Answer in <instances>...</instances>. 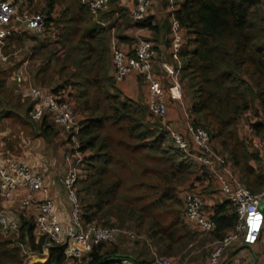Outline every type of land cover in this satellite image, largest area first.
Wrapping results in <instances>:
<instances>
[{"label":"trees","instance_id":"16d2710c","mask_svg":"<svg viewBox=\"0 0 264 264\" xmlns=\"http://www.w3.org/2000/svg\"><path fill=\"white\" fill-rule=\"evenodd\" d=\"M26 1L32 12L48 16L45 37L29 35L35 43L29 51L35 66L34 85L55 94L67 92L65 98L76 101L75 112L79 107L84 114L79 141L85 159L77 185L83 220L133 230L149 239L161 256H179L195 235L188 229L178 189L191 181L195 168L197 181L212 178L178 148L143 98H128L117 87L111 40L115 37L119 44L135 43L117 28L121 20L130 24L131 15L119 5L120 0H109L108 9L96 15L83 0H38L36 10L32 8L34 0ZM159 1L166 11L169 1ZM175 8L174 16L185 30L180 81L187 89H194L190 100L193 124L205 130L214 148L228 156L242 183L253 193L261 192L264 166L252 143L241 137L240 121L251 114L247 122L257 139L264 138L259 121L264 119V0H183L176 2ZM164 17L156 24L152 16L141 24L132 21L136 27L151 31L158 56H163L159 45L171 47V16ZM21 37L12 32L9 38L20 43ZM8 77L9 71L0 67V124L16 120L30 124L39 136L51 138L57 131L52 117L45 114L38 122L32 120L34 103L15 96L6 86ZM140 81L145 83L143 77ZM187 97L189 91L185 100ZM237 220L229 201L216 204V229L209 234L214 243L232 233ZM21 222L18 234H0V264H24L18 243L42 253L44 239L36 242L34 222L26 217ZM121 239L130 245L137 242ZM118 240L99 245L92 253L93 261L80 264H122L124 259L116 255L130 256L139 264L155 263V258L147 260L141 251L136 255L121 252ZM136 245L142 249L138 242ZM36 264H68L64 248H51L48 260Z\"/></svg>","mask_w":264,"mask_h":264},{"label":"built area","instance_id":"2783aa9c","mask_svg":"<svg viewBox=\"0 0 264 264\" xmlns=\"http://www.w3.org/2000/svg\"><path fill=\"white\" fill-rule=\"evenodd\" d=\"M93 14L107 10L109 0H83ZM131 8V17L135 24H141L148 17L149 0H135ZM170 13L172 62H164L162 70L167 76L168 85H164L154 69L157 53L154 44L144 38H137L133 47L135 56L125 51L118 40H111L113 76L118 84L124 83L130 76L137 75L145 79L147 84L146 105L150 113L161 120L162 126L169 130L178 148L187 153L193 161L204 168L214 183L219 186L222 197L235 208L238 216L235 230L221 242L214 243L209 255L208 264H220L223 253L235 242L249 246L257 244L264 232V190L251 192L241 181L240 174L228 160L226 154L220 153L211 143L209 134L196 128L193 115L186 109L185 131L175 128L167 120L169 101L185 107V92L180 81V51L184 43L185 30L175 18V3L168 0ZM26 0H0V67L9 69L14 66L19 51L11 50L7 43L12 32L29 34L43 39L47 32L48 16L40 12H32ZM55 38V32L52 34ZM28 62L25 63V65ZM22 69V68H20ZM18 69V71L20 70ZM14 80L25 88L23 97L30 99L34 106L30 111L32 120L38 122L45 114H49L56 126L69 133L72 144L71 151L65 156V170L59 176L57 184L63 189L68 203L66 225L60 219L54 200L50 196V184L39 172L21 158L0 146V234L3 237L18 234L21 229V218L26 217L34 222L36 242L44 239L42 253H49L53 247L64 248L68 264H80L82 261H93L92 253L101 244H111L120 238L132 241L146 239L137 232L120 227H102L83 220L82 206L79 200L77 185L80 167L85 155L81 151L78 140L81 125L73 103L66 97L67 92L55 94L32 84L25 83L21 73ZM26 84H28L26 86ZM264 126V119L259 120ZM241 137L251 139L252 150L255 151L264 166V138L257 139L250 123L241 126ZM185 220L198 232L207 235L216 229L213 211L209 209L202 190L189 187L183 194ZM26 259L32 252L27 245L18 243ZM158 264H172L169 258L155 255ZM25 263V262H24ZM122 264H133L124 260Z\"/></svg>","mask_w":264,"mask_h":264},{"label":"rangeland","instance_id":"374dc122","mask_svg":"<svg viewBox=\"0 0 264 264\" xmlns=\"http://www.w3.org/2000/svg\"><path fill=\"white\" fill-rule=\"evenodd\" d=\"M36 1L34 0L32 4V8L36 10L34 7L36 6ZM155 2L162 4L159 0H154ZM28 3V2H27ZM155 3V4H157ZM29 4V3H28ZM21 40L20 43L17 40H13L12 38H9L7 43L9 44V47L11 50L19 51V56L15 60L14 66L7 69L9 71V77L6 83V86L11 89L15 96L20 97L23 96L24 89L27 88L24 85L18 84L14 80V76L21 73V77L23 78L24 84H32L33 86V76L35 66L33 60L30 58V49L35 44L32 39L30 38L29 34H20ZM150 36V35H146ZM146 36L139 35V38H147ZM153 38V36H152ZM151 37H148V41H152ZM28 62L26 65L25 63ZM157 63V62H156ZM154 63V69L157 71V75L162 76L164 79L165 85H168L167 76L163 70H161V67L159 64ZM22 68V69H20ZM18 69H20L18 71ZM139 81V80H138ZM167 82V83H166ZM26 84V86L28 85ZM184 92L187 95V92L189 91V98L187 97L186 103L189 102L192 98V93L194 89H187V86L183 85ZM38 87V86H35ZM145 87L147 88V84L143 82L139 90L142 91L145 90ZM46 91H50L48 89L43 88ZM139 94V91H138ZM142 95V94H141ZM147 97V94L143 96L142 101L145 102ZM21 99H25L22 97ZM28 99V98H27ZM30 100V99H29ZM141 100V98H140ZM31 101V100H30ZM32 102V101H31ZM73 105H75V108L77 107L76 101H71ZM188 103V105H190ZM79 108V107H78ZM76 109V114L78 116V119L81 121L84 114H81L79 109ZM251 114H246L242 117L240 121V131L241 126L247 122L248 117H250ZM252 117V116H251ZM31 121V120H30ZM32 122V121H31ZM40 124V123H35ZM56 132L52 135L51 138H45L43 136H39L40 132L36 131L34 132L31 128L30 124H21L17 122L16 120H6L3 121L0 124V146H7V149L14 151L15 153L19 154L21 158H23L25 161L29 162V165L31 168L39 172L40 174L45 175V177H48L50 179H58L59 176L62 174V172L65 170V156L70 153L72 144L69 142L70 135L67 132L62 131L60 127L56 126ZM250 140L253 138V135H249ZM5 138V139H4ZM79 140V138H78ZM1 142H3L5 145H3ZM80 142V141H79ZM194 164V163H193ZM192 164V165H193ZM198 165V164H197ZM233 165V164H232ZM261 165V163H258V166ZM199 166V165H198ZM195 167V164L193 165ZM235 168V167H234ZM197 168H195L194 173H199L196 171ZM194 174V177L191 179L190 182L183 184L178 189L179 195L183 202V194L185 190L189 187H198L202 191H206L205 193L207 195H215L214 198L217 196L216 194H219V186L214 183L213 180L205 178L203 181L199 180L197 181L196 175ZM198 176V175H197ZM54 202L58 208L59 204L54 199ZM184 203V202H183ZM2 209V206H1ZM185 210V208H184ZM58 212V210H57ZM185 214V211H184ZM188 229L195 235L194 241L190 243V245L184 250L182 254H180L177 257H168L163 256L166 258L171 259L172 264H205L207 257L210 255L212 248L214 247V240H212V236L207 234L204 235L194 229H191V227H188ZM117 242V241H116ZM118 244L121 252L131 253L136 255L138 252L141 251L143 253V257L147 260H154L155 255L161 256V252L158 250L156 251L152 243L146 240L141 239L137 240L139 243V248H136L137 242L135 244L130 245V242H123V239L118 240ZM113 244V243H112ZM233 245L228 246L226 251L223 253V256L220 259V264H223V261L225 260V256L229 252L228 250L231 249ZM248 254L249 256L251 253L248 249H244V253L240 252V255ZM239 257H237L238 259ZM154 264H158L156 261Z\"/></svg>","mask_w":264,"mask_h":264},{"label":"crops","instance_id":"0c3cea01","mask_svg":"<svg viewBox=\"0 0 264 264\" xmlns=\"http://www.w3.org/2000/svg\"><path fill=\"white\" fill-rule=\"evenodd\" d=\"M150 5L148 6V17H154L155 21L154 24L160 23L163 21V18H165V14L167 15L168 13L170 14L171 9L168 5L167 10L165 11L162 8V4L160 5L159 3L155 2L154 0H149ZM27 2V1H26ZM178 4H181L183 0H177ZM136 3L135 0H120L119 5L123 8H126L131 15V8L134 6ZM157 3V4H155ZM60 10V9H58ZM132 18V17H131ZM133 21V20H132ZM127 24L124 21H120V24L117 25V28H119L118 32H124V35L127 36L129 39L133 40L135 43L137 41V38H139V35L141 34L142 36L151 37L152 38V33L150 30L146 28H138L136 27L133 23ZM113 33H115V30H113ZM147 38H144L147 40ZM153 40V38H152ZM152 42V41H151ZM134 44H127V43H120V46L127 51L128 53L132 54L134 52L133 47ZM154 44V42H152ZM163 49V56L167 55L166 57L163 56H158L157 55V60L155 61L156 67L157 64L160 65L161 70H162V65L164 62H172L171 60V55H170V48H166L164 45H159ZM164 58V59H162ZM167 58V59H165ZM156 71V70H155ZM157 72V71H156ZM159 76V75H158ZM161 77L162 83L165 85L164 79ZM139 80V81H138ZM167 83V82H166ZM143 83L140 81V77L137 75H132L130 76L124 83L117 84L118 89L128 98L131 99H136L139 100L140 98H143L147 94V88L145 87V90L141 91L139 88L141 87ZM139 91V94H138ZM142 94V95H141ZM186 101V100H185ZM189 102H185V107L182 104L176 103L169 101V106H168V115H167V120L174 125L175 128L179 129L180 131H185V114H186V109H190V105H188ZM190 104V103H189ZM1 136L3 135L2 133L0 134ZM5 139V138H4ZM1 141V140H0ZM3 145H5L3 142H1ZM5 151H9L15 156H19V154L15 153L14 151H11L7 149V146H3ZM22 161L26 164L29 165L28 161H25L23 158H21ZM43 175V174H42ZM45 177V175H43ZM48 183L50 184V196L52 199L56 200V202L59 204L58 208L55 204L56 209L58 210V214L60 219L63 221V223L66 225V212H67V207L68 203L65 198V194L63 189L57 184L58 179H50L48 177H45ZM204 191H202L203 193ZM219 194H216L217 196L214 198L215 195H207L205 192L203 193L209 209L213 211L214 206L216 204L221 203L223 201H226L223 197L222 194L219 190ZM55 203V202H54ZM188 224V223H187ZM191 229H194L192 226L188 224ZM195 230V229H194ZM197 231V230H196ZM233 246L231 247L230 250H228V254L230 256H225V260L223 261V264H264V239H261L257 244L253 246H249L240 242H235L232 244ZM244 249H248L251 255L249 256L248 254H242L240 255V252L244 253ZM226 251V250H225ZM237 257H239L237 259ZM49 258V253H31L30 256L26 259L24 264H36L38 262H46ZM171 260V259H170ZM209 256L206 259L205 264H208Z\"/></svg>","mask_w":264,"mask_h":264},{"label":"water","instance_id":"95a60500","mask_svg":"<svg viewBox=\"0 0 264 264\" xmlns=\"http://www.w3.org/2000/svg\"><path fill=\"white\" fill-rule=\"evenodd\" d=\"M111 256H108L106 259H110ZM114 257H119L121 259H124V260H128V261H131L133 264H139L138 261L130 256H114ZM102 262H100L99 264H101Z\"/></svg>","mask_w":264,"mask_h":264}]
</instances>
